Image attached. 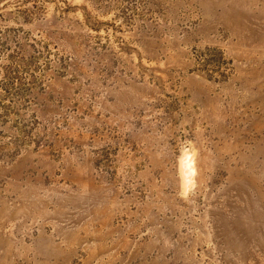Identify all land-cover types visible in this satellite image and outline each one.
Here are the masks:
<instances>
[{
	"label": "rangeland",
	"instance_id": "obj_1",
	"mask_svg": "<svg viewBox=\"0 0 264 264\" xmlns=\"http://www.w3.org/2000/svg\"><path fill=\"white\" fill-rule=\"evenodd\" d=\"M0 264H264V0H0Z\"/></svg>",
	"mask_w": 264,
	"mask_h": 264
},
{
	"label": "bare ground",
	"instance_id": "obj_2",
	"mask_svg": "<svg viewBox=\"0 0 264 264\" xmlns=\"http://www.w3.org/2000/svg\"><path fill=\"white\" fill-rule=\"evenodd\" d=\"M187 169H189L188 166H187Z\"/></svg>",
	"mask_w": 264,
	"mask_h": 264
}]
</instances>
